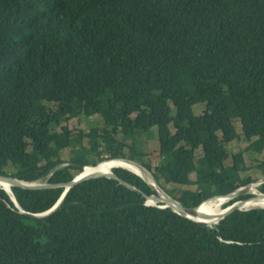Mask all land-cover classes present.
<instances>
[{
  "label": "trees",
  "instance_id": "trees-1",
  "mask_svg": "<svg viewBox=\"0 0 264 264\" xmlns=\"http://www.w3.org/2000/svg\"><path fill=\"white\" fill-rule=\"evenodd\" d=\"M82 116L101 126L71 129ZM153 132L147 161L136 138ZM244 151L264 153V0H0V176L57 185L123 159L196 208L264 179V160L246 174ZM11 191L19 208L0 188V264H264V209L209 228L102 178L35 218L22 212H47L64 189Z\"/></svg>",
  "mask_w": 264,
  "mask_h": 264
},
{
  "label": "water",
  "instance_id": "water-1",
  "mask_svg": "<svg viewBox=\"0 0 264 264\" xmlns=\"http://www.w3.org/2000/svg\"><path fill=\"white\" fill-rule=\"evenodd\" d=\"M113 161H124L127 163H134L132 161L129 160H123V159H112ZM111 160V161H112ZM107 161V160H106ZM104 162V161H103ZM102 162L94 165V166H87V167H96L99 164H101ZM136 164V163H134ZM138 165V164H137ZM84 167L83 170L77 175L75 176L70 182L64 183V184H47V183H30V182H23L11 177H7V176H0V184H5L7 185L8 191L4 190L5 193L9 196V198L11 199V201L15 204L16 208H19L15 198L13 196V193L10 192L11 188H20V189H24V190H28V191H43V190H50V189H54V188H63L64 192L61 194L59 200L57 201V203L54 205L53 208H51L50 210H48L47 212L40 214V215H33V214H29V213H25L22 212L23 214H26L28 216L31 217H44L47 216L49 214H51L52 212H54L62 203L64 197L66 196L67 192L74 186L88 181V180H93V179H111V180H115L118 181L119 184L123 185L125 188L129 189L130 191L134 192L135 194H137V196L142 200V204L150 207V208H155V209H159V210H170L176 214H178L179 216H182L190 221H193L195 223L204 225L206 227L209 228H215L216 226H221L226 224L227 221L232 220L236 214L238 213H244V212H248L250 210L253 209H264V207H254V208H247L245 207L246 203L248 202L249 196L253 195L251 192L252 191H257L258 189L257 187L259 185H261L262 183H264V180H260L257 183L254 184H249L247 186H244L242 188L237 189L236 191L226 195V196H220V197H212L207 199L206 201H209L211 199H215V198H226L227 201L229 202L239 196H245L246 198L239 200V201H235L234 203H232L231 205L220 209L221 210V214H202L201 212H199L200 207L203 205V203H205L206 201L202 202L199 206H197L196 208H186L183 205H181L180 203H178L177 201H175L174 199H172L171 197H169L166 193H164L159 187L158 185L155 183V186H150L148 185L145 181V183L155 192V195H145L142 192H140L135 186H133L131 183L121 179L120 177H118L117 175L114 174V172L111 170L109 171L108 174L105 175H84V169L87 168ZM125 170V169H123ZM128 171V170H126ZM253 185L254 190H252L250 193H248L247 189L249 188V186ZM2 189V188H1ZM3 190V189H2ZM158 196L161 197H168L169 202L166 204H163L165 206H160L158 204V202L152 200L149 201L147 200L148 198H154L156 199ZM251 197V196H250ZM146 201V202H144ZM226 202H223L226 203Z\"/></svg>",
  "mask_w": 264,
  "mask_h": 264
},
{
  "label": "rangeland",
  "instance_id": "rangeland-1",
  "mask_svg": "<svg viewBox=\"0 0 264 264\" xmlns=\"http://www.w3.org/2000/svg\"><path fill=\"white\" fill-rule=\"evenodd\" d=\"M203 109L204 108L202 106H196L194 108V113L196 115H201ZM233 123L235 125L236 131L238 133H240L239 122L234 120ZM100 126H101V121L99 120L98 117L85 118L82 116V117L77 118V120H72L69 122V127L71 129H76V130L82 129V130L88 131L89 129H91L93 127L98 128ZM147 135H149V134H147ZM147 135H142V136L136 138V140L138 142V147H136L134 150L137 152H140L142 154L145 153L147 156L146 160L148 161V155L153 156V154H154L153 152L158 149V143H157V139H156L154 132H153L151 137H148ZM11 136H12V134H7V135L2 136L1 138L3 140H8ZM87 141H88L87 139H84V141H83V146H84L85 152H88V148H89L87 145ZM126 142L128 144H130L131 140H127ZM246 147H247L246 142L243 140H240V141H235L232 144H229L228 150H229V153L235 154V153L243 151ZM72 152H73L72 149L64 150L61 153V159L64 162H67L71 158ZM125 152H126V150H125ZM91 154L95 155L94 152ZM243 158H244L246 166L249 167V170L246 172V174H248L252 178H257L258 173L256 172V169L253 166H256L259 162L264 160V153L254 154L251 151H244ZM108 161H110V160H108ZM39 183H45V182H39ZM166 188L171 189V188H173V186L166 185ZM226 203H228V202H226ZM226 203H224L221 206V208H224V205Z\"/></svg>",
  "mask_w": 264,
  "mask_h": 264
},
{
  "label": "bare ground",
  "instance_id": "bare-ground-1",
  "mask_svg": "<svg viewBox=\"0 0 264 264\" xmlns=\"http://www.w3.org/2000/svg\"><path fill=\"white\" fill-rule=\"evenodd\" d=\"M113 169H125L136 175L137 177L141 178L143 181H145L150 186H155V181L151 174L144 168H142L139 164L137 165L134 163H127L124 161H105L99 164L96 167H87L84 169V175H105L108 174L109 171ZM159 187V186H158ZM0 188L3 190L8 191L7 185L0 184ZM252 190H254L253 185L249 186L247 189L248 193H250ZM10 192H12L10 190ZM164 192V191H163ZM165 193V192H164ZM253 195H250L248 202L246 203L245 207L247 208H254V207H264V194L257 191L251 192ZM170 197V196H169ZM149 201H156L160 206H165L163 204H166L169 202L168 197H161L158 196L156 199L154 198H148ZM226 198H215L211 199L209 201H206L203 203V205L200 207L199 212L202 214H221V206L223 205V202H226ZM54 207V206H53ZM52 207V208H53ZM30 214V213H29Z\"/></svg>",
  "mask_w": 264,
  "mask_h": 264
},
{
  "label": "clouds",
  "instance_id": "clouds-1",
  "mask_svg": "<svg viewBox=\"0 0 264 264\" xmlns=\"http://www.w3.org/2000/svg\"><path fill=\"white\" fill-rule=\"evenodd\" d=\"M261 180H264V179H261ZM234 203V202H233ZM225 208V207H224Z\"/></svg>",
  "mask_w": 264,
  "mask_h": 264
}]
</instances>
